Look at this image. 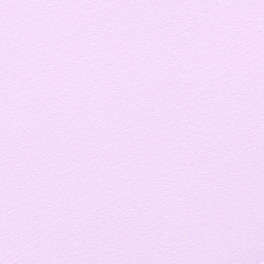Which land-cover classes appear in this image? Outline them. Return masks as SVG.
Here are the masks:
<instances>
[{"label": "snow or ice", "instance_id": "1", "mask_svg": "<svg viewBox=\"0 0 264 264\" xmlns=\"http://www.w3.org/2000/svg\"><path fill=\"white\" fill-rule=\"evenodd\" d=\"M0 264H264V0H0Z\"/></svg>", "mask_w": 264, "mask_h": 264}]
</instances>
